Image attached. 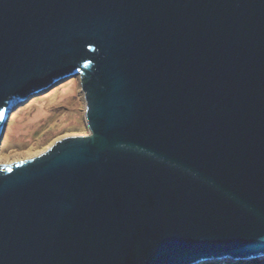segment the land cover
Wrapping results in <instances>:
<instances>
[{
  "label": "water",
  "instance_id": "obj_1",
  "mask_svg": "<svg viewBox=\"0 0 264 264\" xmlns=\"http://www.w3.org/2000/svg\"><path fill=\"white\" fill-rule=\"evenodd\" d=\"M73 78L90 133L0 165V264L264 259V0H0V148Z\"/></svg>",
  "mask_w": 264,
  "mask_h": 264
},
{
  "label": "rangeland",
  "instance_id": "obj_2",
  "mask_svg": "<svg viewBox=\"0 0 264 264\" xmlns=\"http://www.w3.org/2000/svg\"><path fill=\"white\" fill-rule=\"evenodd\" d=\"M80 83V78L70 79L15 111L0 148V165L37 156L62 138L90 133Z\"/></svg>",
  "mask_w": 264,
  "mask_h": 264
},
{
  "label": "trees",
  "instance_id": "obj_3",
  "mask_svg": "<svg viewBox=\"0 0 264 264\" xmlns=\"http://www.w3.org/2000/svg\"><path fill=\"white\" fill-rule=\"evenodd\" d=\"M202 264H206V263H202ZM210 264H264V259H262V260L256 259V260H252V261H248V262L240 261V262H234V263H232V262H227V263L213 262Z\"/></svg>",
  "mask_w": 264,
  "mask_h": 264
}]
</instances>
